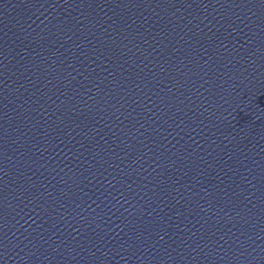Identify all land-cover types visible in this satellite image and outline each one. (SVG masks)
I'll return each instance as SVG.
<instances>
[{
  "label": "water",
  "instance_id": "95a60500",
  "mask_svg": "<svg viewBox=\"0 0 264 264\" xmlns=\"http://www.w3.org/2000/svg\"><path fill=\"white\" fill-rule=\"evenodd\" d=\"M0 264H264V0H0Z\"/></svg>",
  "mask_w": 264,
  "mask_h": 264
}]
</instances>
